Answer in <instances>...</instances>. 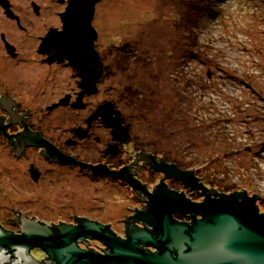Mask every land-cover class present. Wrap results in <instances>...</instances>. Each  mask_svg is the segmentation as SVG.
Listing matches in <instances>:
<instances>
[{
    "label": "rangeland",
    "instance_id": "rangeland-1",
    "mask_svg": "<svg viewBox=\"0 0 264 264\" xmlns=\"http://www.w3.org/2000/svg\"><path fill=\"white\" fill-rule=\"evenodd\" d=\"M94 26L107 66L94 100L114 103L142 148L222 190L257 195L264 214V0H104ZM81 116L64 109L53 134L72 138ZM60 170L52 203L64 194V213L108 195L127 205L121 184Z\"/></svg>",
    "mask_w": 264,
    "mask_h": 264
},
{
    "label": "flooded vegetation",
    "instance_id": "flooded-vegetation-1",
    "mask_svg": "<svg viewBox=\"0 0 264 264\" xmlns=\"http://www.w3.org/2000/svg\"><path fill=\"white\" fill-rule=\"evenodd\" d=\"M69 1L0 0V234L2 231L10 234L15 244L29 245L25 258L31 264H53L44 250L33 247L36 240L44 243L48 234L47 244L55 247L62 242L59 239L64 238L61 228L81 227L86 222L103 228L98 235L94 233L99 239L85 238L76 243L83 252L78 258L84 261L83 264L88 261L89 264H111L109 260L114 249L105 244L102 237L107 234L117 243H127L131 228L146 230L151 237L150 244H138L139 251L157 254L160 252L158 228L139 217L154 215L152 205L164 192L161 187L184 196L195 207L203 206L208 200L218 203L223 195L245 191L222 190L197 175L204 189L186 188L178 179L168 177L161 167L175 166L186 170L138 145L131 135L132 125L126 121L124 127L130 126V139L124 144L117 142L112 128L96 115L110 101L94 100L105 81L107 66L98 91L84 94L87 91L81 86L78 68L64 61V57L61 61H53L54 51L44 43L52 30L62 32V15ZM96 18L97 9L93 25ZM97 46L98 43L96 50ZM38 102L40 114L36 116L30 103ZM64 109L82 114L72 122L68 133L72 138L66 140L61 137L64 130L59 135L53 134V129L62 127ZM58 112H61L58 120L52 122V114ZM103 128L105 135L101 133ZM65 158L73 159L74 163H64ZM100 166L113 173L123 172V178L94 173L91 167ZM64 168L91 179H107L121 184L130 195L122 201L127 205L118 204L112 195H108L98 201L102 204L84 207L81 214L64 213V194L60 195L59 201L52 203L54 172L62 169L57 173L64 175ZM146 172L155 178L153 182H149ZM63 181L64 176L57 182L62 188ZM160 217L158 214L157 219ZM170 219L171 223L192 226L202 216L193 218L190 213L182 215L175 210ZM31 237L35 241H30ZM21 249L24 248L17 250ZM0 254H4L0 264H29L8 247L0 248Z\"/></svg>",
    "mask_w": 264,
    "mask_h": 264
},
{
    "label": "water",
    "instance_id": "water-1",
    "mask_svg": "<svg viewBox=\"0 0 264 264\" xmlns=\"http://www.w3.org/2000/svg\"><path fill=\"white\" fill-rule=\"evenodd\" d=\"M103 1L70 0L62 15V32L52 30L44 41L54 51L53 61H61L64 57V61L78 68L82 78L81 86L87 91L84 94L98 91V84L105 71V63L96 50L99 32L93 25L97 6ZM114 109L115 104L110 102L102 106L96 115L102 117L107 127L112 128L118 142L126 143L130 139V126L124 127L125 120ZM64 163L74 162L73 159L65 158ZM91 168L96 174L112 175L117 179H122L124 175L123 172L113 173L103 166ZM161 168L168 177L178 179L186 188L204 189L193 171H183L175 166ZM161 188L164 192L156 197L152 205L154 215L139 217L158 228L160 252L149 255L139 251L140 242L151 243L146 230L131 228L130 240L123 244L106 234L102 241L114 249L109 260L111 264H264V214L260 213L257 206V195L250 196L246 192L223 195L218 203L208 200L203 206L195 207L177 192ZM175 210L182 215L190 213L193 218L200 215L202 219H196L192 226L171 223L170 214ZM158 214L161 215L160 219H157ZM101 228L100 225L88 222L81 227L64 226V229L61 228V236L64 238H60L62 242L55 247L47 244L48 234L44 237V243L32 237L30 241H35L33 247L44 250L53 264H83V260H78L83 252L76 247V243L85 238L99 239L96 235L102 232ZM14 240L10 234L2 231L0 248L8 247L13 252L17 251L22 261H28L25 252L29 245L15 244ZM1 257L4 258V254H0Z\"/></svg>",
    "mask_w": 264,
    "mask_h": 264
},
{
    "label": "trees",
    "instance_id": "trees-1",
    "mask_svg": "<svg viewBox=\"0 0 264 264\" xmlns=\"http://www.w3.org/2000/svg\"><path fill=\"white\" fill-rule=\"evenodd\" d=\"M228 74V73H227ZM234 77H236L235 75H230V74H228V77H227V79H233ZM242 84H244V82H242ZM245 85V84H244ZM247 193V192H246Z\"/></svg>",
    "mask_w": 264,
    "mask_h": 264
}]
</instances>
